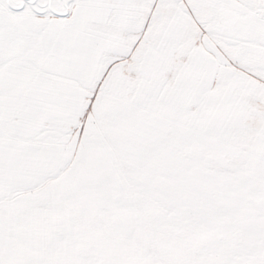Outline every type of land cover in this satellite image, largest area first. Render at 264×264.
<instances>
[{"label": "snow or ice", "instance_id": "obj_1", "mask_svg": "<svg viewBox=\"0 0 264 264\" xmlns=\"http://www.w3.org/2000/svg\"><path fill=\"white\" fill-rule=\"evenodd\" d=\"M0 264H264V0H0Z\"/></svg>", "mask_w": 264, "mask_h": 264}]
</instances>
